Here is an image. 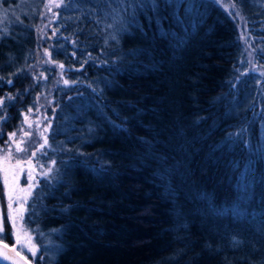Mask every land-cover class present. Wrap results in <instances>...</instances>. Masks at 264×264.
Returning <instances> with one entry per match:
<instances>
[{
    "label": "trees",
    "instance_id": "trees-1",
    "mask_svg": "<svg viewBox=\"0 0 264 264\" xmlns=\"http://www.w3.org/2000/svg\"><path fill=\"white\" fill-rule=\"evenodd\" d=\"M42 1L0 6V159L19 157L9 134L38 97L55 106L43 159L55 165L25 188L17 225L36 254L16 250L32 264H264V80L240 32L259 28L264 63V0H61L54 65L40 67Z\"/></svg>",
    "mask_w": 264,
    "mask_h": 264
},
{
    "label": "rangeland",
    "instance_id": "rangeland-1",
    "mask_svg": "<svg viewBox=\"0 0 264 264\" xmlns=\"http://www.w3.org/2000/svg\"><path fill=\"white\" fill-rule=\"evenodd\" d=\"M218 6L222 8H226L224 0H212ZM2 4V0H0V6ZM61 0H43L42 6L39 10L38 16L40 17L39 25L37 28L38 35V44L36 49L37 54V63L40 67L45 64L54 65L50 61L48 51V41L52 40L54 37V32L52 30V24L54 22V17L56 14V10L58 9L57 5L60 6ZM8 10H13V5H8ZM0 7V26L3 25L2 20L5 18L4 12ZM35 10L37 13L38 6L31 12L32 17L35 16ZM25 14V13H24ZM39 19V18H38ZM256 25L245 23L240 27V32L244 38L245 44L248 47L247 55L246 50L244 51L245 57L247 60V68L250 73L256 74L260 77L261 80H264V63H260L256 59V55H258L257 50L254 48L256 45V37L255 34L257 32ZM43 52L40 56V52ZM64 68L58 66L56 72V85L60 87H67L69 83L65 84L64 81H67L65 78ZM42 74V75H41ZM43 71L37 70L35 76L37 78H45L43 77ZM54 100L50 98H44L39 101V97L37 98V108L30 112L26 116L25 124L19 131L17 136H14L13 146L15 155L18 154L19 157L11 156L12 159L8 160V158L0 159V170L3 167H6L7 175L4 179L0 178V183H3L4 194L7 195V203L6 204V213L11 215L12 221L15 223V228H13V236L15 243L14 245L17 247L21 245L26 249V251L35 256V246L33 245V237L30 240H27L25 236L19 234L20 226L18 225V219L21 217L22 209H23V198L27 195L25 193V188H30L32 185L37 184L39 180L48 177L55 165L54 161H49L44 163L43 159L46 157L49 146L47 145L46 138L48 129L50 126L51 115L50 111L54 109ZM36 135L41 139L40 143L37 145L35 150L31 151L29 157H26V151L23 150V143L31 136ZM25 137L24 138H22ZM17 146H19L22 150L17 151ZM22 153V154H20ZM35 153V155H33ZM2 193V195H3ZM1 196V194H0ZM9 196H11V209H9ZM5 197V196H1ZM11 226L12 223L10 222ZM0 225H1V217H0ZM1 230V227H0ZM19 236V239H17ZM29 248L32 250L30 251ZM34 253V254H33Z\"/></svg>",
    "mask_w": 264,
    "mask_h": 264
},
{
    "label": "water",
    "instance_id": "water-1",
    "mask_svg": "<svg viewBox=\"0 0 264 264\" xmlns=\"http://www.w3.org/2000/svg\"><path fill=\"white\" fill-rule=\"evenodd\" d=\"M3 245L7 244L0 242V264H32L17 252L15 246L4 248Z\"/></svg>",
    "mask_w": 264,
    "mask_h": 264
},
{
    "label": "snow or ice",
    "instance_id": "snow-or-ice-1",
    "mask_svg": "<svg viewBox=\"0 0 264 264\" xmlns=\"http://www.w3.org/2000/svg\"><path fill=\"white\" fill-rule=\"evenodd\" d=\"M57 7H59V5H57ZM60 67L62 68L63 65H60ZM41 75H42V74H41ZM6 82H7V84H8L9 86H11L12 83H13L11 79H8ZM64 83L67 84L68 81H64ZM2 86H3V78L0 77V87H2ZM12 99H13V98H12L11 96H8V100H9V101H11ZM0 119H6V117H0ZM14 136H15V133H11V134H9V139L11 140L12 137H14ZM7 147H8V153L10 154V152H11V147H10V145H8ZM21 150H22V149H21L19 146H17V151H21ZM33 155H35V153H33ZM6 156H7V154H6ZM9 201H10V203H9V209H11V196H9ZM9 220H10V222L12 223V227L15 228V223H14V221H12L11 215H9ZM0 227H2V225H0ZM17 239H19V236H17ZM3 247H4V248H7L8 246H7V245H3ZM29 250L31 251L32 249L29 248ZM46 250H47V249H46ZM33 254H34V253H33Z\"/></svg>",
    "mask_w": 264,
    "mask_h": 264
}]
</instances>
